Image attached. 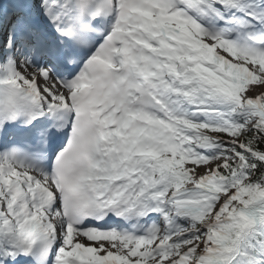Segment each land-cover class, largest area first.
I'll return each instance as SVG.
<instances>
[{
    "label": "snow or ice",
    "instance_id": "snow-or-ice-1",
    "mask_svg": "<svg viewBox=\"0 0 264 264\" xmlns=\"http://www.w3.org/2000/svg\"><path fill=\"white\" fill-rule=\"evenodd\" d=\"M0 264H264V0H0Z\"/></svg>",
    "mask_w": 264,
    "mask_h": 264
}]
</instances>
